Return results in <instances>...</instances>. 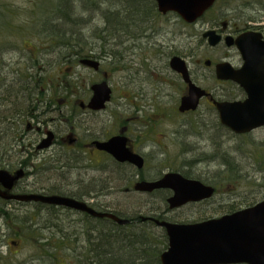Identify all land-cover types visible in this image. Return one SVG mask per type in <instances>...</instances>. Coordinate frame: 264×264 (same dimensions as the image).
<instances>
[{"label": "flooded vegetation", "instance_id": "1", "mask_svg": "<svg viewBox=\"0 0 264 264\" xmlns=\"http://www.w3.org/2000/svg\"><path fill=\"white\" fill-rule=\"evenodd\" d=\"M229 2L219 0L217 3ZM230 18L219 20L213 26L222 36V42L216 48H222V52L226 49L216 60L212 69L214 75L216 66L223 62L231 63L235 68L244 64L237 49L227 46V38L248 32H259L264 38V24H246L244 15L239 19ZM15 21L0 18L1 37L9 33L6 28L19 26ZM28 23H34L33 28L28 32L19 31L21 34L18 35L22 47L10 43L0 48V264H114L112 260H103L105 253L113 258L108 251L112 247L106 245L111 244L113 235L109 229L112 227L124 231L115 236L116 242L126 243L123 244L125 253L115 254L128 262L129 227L139 228L143 245L148 243V233L157 238L156 246L168 245L166 228L156 221L178 223L173 215L180 209L172 210L168 203L173 191L142 192L137 189L139 184L155 183L166 174H155L149 166L150 161L157 168L159 153L169 151L167 147L163 148L162 139H156L164 135L159 133V122L164 121L165 96L161 87L165 83L159 79L155 81L153 104L142 87L132 89L133 101L129 100V77L133 76L135 80L140 75H155L164 68L165 47L157 41L162 32L152 30L151 34H136L135 38L128 35L127 44L122 45L120 51L114 41L116 38L101 33L102 27L98 35L85 36L81 33L55 34L51 20L46 21L47 26L43 20ZM75 37L80 45L69 48L64 41ZM227 49L237 53L239 65ZM150 51L159 62L154 63L153 54L152 62L148 61ZM121 53L126 55V62L119 64V68L109 65L112 62L106 57ZM86 60L97 62L98 68L90 66ZM136 65L141 69L135 72ZM75 67L79 69L77 79L72 81L76 85L71 89L73 95H67L69 82L61 76L55 80L54 71L68 76ZM211 67L213 62L210 60L207 68ZM123 74L125 82H120L122 77L117 76ZM113 81L120 84V89L125 92L123 95H116L115 86H118ZM103 83L110 89V99L103 108L95 109L91 106L93 88ZM216 83L230 85L240 93L239 98L221 100L214 91L206 89L210 95L201 101L200 107L205 102L219 119L212 100L244 101L247 97L234 82L216 80ZM187 90L184 84L182 97ZM199 109L184 114L177 112L182 117H193ZM219 130L244 137L226 127ZM192 134H196L193 129L177 128L172 134L173 141L184 148L190 144ZM108 143L116 154L102 149ZM129 153L142 159V168L129 161ZM202 182L215 188V196L219 193V184ZM263 189L264 186L260 188ZM136 194L146 200L162 199L166 209L153 208L146 210L145 216L129 217V208L124 207V212V205L110 202L124 200L127 204L129 196ZM28 197L36 199L26 200ZM51 197L74 200L97 214L114 215L127 223L119 224L108 216L98 217L84 210L37 199ZM209 201L190 203L185 207ZM195 222L199 221L180 223ZM102 226H107L108 230L104 231Z\"/></svg>", "mask_w": 264, "mask_h": 264}, {"label": "rangeland", "instance_id": "2", "mask_svg": "<svg viewBox=\"0 0 264 264\" xmlns=\"http://www.w3.org/2000/svg\"><path fill=\"white\" fill-rule=\"evenodd\" d=\"M104 1L106 0H97V2H101L103 8L107 9L110 5ZM56 2L58 1L0 0V17L16 19L17 21H15V24L19 25L15 27V29L6 28L9 33L7 35L4 34L2 37L0 36V48L10 43L22 47L19 40L20 36H18L21 34L19 31L28 32L34 25V23H28V21L51 20L53 22L55 18L57 19L60 13L58 12L59 9L56 7ZM68 4L66 8H70L71 15H75L73 12L77 11L80 20L82 17L87 16L81 12L83 4H80L76 0H69ZM116 9L124 14L123 8ZM4 10L7 13L4 12ZM224 12L229 19L237 15H244L245 17L252 15L255 19L262 18L259 22L246 23L259 24L260 22H264V0H237L230 6H224L222 3H219L193 25L184 23L176 14H168L167 16L159 15L153 23V27H149L147 33H150L152 30L162 32L160 41L167 46L163 51V55L167 52V49L171 50V52H167L169 54L168 56L165 58L162 56L164 68L160 73H155V75H140L139 78L135 80H133V76L129 77V100L131 99L132 101L134 97L130 93L132 89L137 90L142 87L147 91L149 95L148 98L153 104L154 91L157 86L155 81L159 79L161 82L165 83L162 84L161 87V89L164 90L165 96L163 106L165 108L162 110L164 121L162 120L159 122V127H161L159 128V133H163L164 135H162L161 138L157 136L156 139H160V141L162 139L163 148L167 147L169 151H161L159 153L160 156L156 159L157 168H155V163L149 161V166L153 167L151 170H155V174L158 172L162 174L167 172H180L187 176V173H191V175L187 177L209 182L214 180L216 182L220 181L219 193L208 203L190 205L178 210L176 214L173 215L178 223L219 218L254 206L264 200V190H260V188L264 186V171L260 170L258 167L259 160L264 159V129H258L244 137H236L220 131L214 127L213 124V120L217 118L216 114L213 113L212 109L205 102L202 103L196 116L182 117L177 112L180 99L184 92V83L169 68V60L173 56L182 57L187 62L190 71L194 74L193 77L195 82L202 88L212 92L214 91V93L222 99L240 97V93L234 87L217 84L215 75L212 72L216 60L223 56V52L226 51V49L223 48L222 52V48L220 47L211 48L206 41L202 39V34L212 29V24L218 22L219 16ZM233 13L234 16H231ZM42 15H44V17H42ZM92 17L93 16L90 15V18ZM92 21H94V19H92ZM58 22H60V20L57 21V23ZM97 24L103 27L101 23ZM90 27L91 26L85 29L83 25L78 24L72 26L71 30H67L75 32L82 31L87 36H90L92 35V32L88 30ZM119 31L121 32L124 30ZM132 31L136 30L132 29ZM228 52L233 56L235 63L239 65L236 54L237 51L235 52L230 49ZM148 54H150L148 55V61L152 62L151 56L153 53L150 51ZM153 56L155 58L154 63L159 62L157 56L155 54H153ZM139 57V55L136 56V58L140 59ZM210 60L213 62V67L210 68L211 70L206 67V61ZM134 69L136 72L138 69H141V66L136 65ZM119 77H122L120 78V82H125V74L117 76V78ZM149 81H151V83H149ZM114 84H117L119 87L115 86L117 91L116 95H123L125 92L120 89V84ZM228 91L230 95H227L229 94L227 93ZM199 119L200 125H196L195 121ZM188 125L189 129H193L196 134L191 135L190 144L188 146L184 148L177 146L176 144L179 142L173 141V131L177 128L187 129ZM212 139H214V141ZM221 144L224 145L223 149L218 150ZM224 168L226 171L219 174V171ZM219 177H227L228 180L220 179ZM110 202L114 204L115 202H119L124 205L122 208L124 212V207L129 208V217H136L137 215L145 216V211L152 210L153 208L157 210L166 209L162 199H141L138 194L129 196L127 204L124 200H111ZM147 203H149V206H147ZM112 207L117 208L118 206L113 205ZM102 228L104 231L108 230L107 226H102ZM138 229L139 228H136V226L129 227V259L132 261L137 260L141 255L148 257L144 249L147 252L151 250L154 252L160 251L161 253L166 251L167 246L165 245L147 247L137 245L135 243L137 238L143 241L140 235L141 231ZM109 232L113 235L112 241L109 239L111 244H106L107 241H105L103 245L106 244L107 246H111L112 248H108V251L113 255L115 252L125 253L123 244L126 243H124V241H122V243L116 242L117 237L115 236L124 231L112 227L109 229Z\"/></svg>", "mask_w": 264, "mask_h": 264}, {"label": "water", "instance_id": "3", "mask_svg": "<svg viewBox=\"0 0 264 264\" xmlns=\"http://www.w3.org/2000/svg\"><path fill=\"white\" fill-rule=\"evenodd\" d=\"M217 0H156L158 10L162 14L174 12L188 23H196ZM209 45L217 46L221 37L215 31L203 35ZM228 39V38H227ZM238 48L244 60L241 69L235 70L229 63L217 66L216 75L219 80L237 83L247 94L244 102H221L217 107L220 122L236 134L250 133L264 126V41L262 35L247 33L237 39L228 41ZM94 68L98 63L85 61ZM170 68L180 74L188 84V95L181 99L179 111H195L200 100L208 96L207 92L196 86L190 78L186 62L180 57H173ZM94 97L91 106L103 108L110 99V89L106 83L93 88ZM49 142V141H48ZM103 150L116 154L111 144L102 146ZM129 161L142 168V159L129 153ZM5 174V173H2ZM142 192H152L158 189H171L174 196L169 200L170 208H180L190 202H200L209 199L214 189L199 181L188 180L180 174L170 173L155 183L143 182L137 186ZM36 199L28 197L26 200ZM50 204L84 210L94 216L115 220L126 224L114 215L97 214L84 204L74 200L51 197L37 198ZM165 227L169 238V249L162 254V264H264V201L231 215L212 219L199 224L180 225L168 222H158Z\"/></svg>", "mask_w": 264, "mask_h": 264}, {"label": "trees", "instance_id": "4", "mask_svg": "<svg viewBox=\"0 0 264 264\" xmlns=\"http://www.w3.org/2000/svg\"><path fill=\"white\" fill-rule=\"evenodd\" d=\"M53 1L54 2L58 1V2H56L57 6L56 5L55 6L57 7V9H59L58 12L60 13L58 18L57 19L55 18V20H53V22H52L53 27L55 28L54 29L55 34H65V33H71L70 35L79 34V33L84 34L82 31H78V32L68 31V30L72 29L71 28L72 26H76V25L80 24V25H83L85 29H87V27L91 26L88 30H90L92 32V34L98 35L100 25H98L97 23H101L103 26L101 29V33L105 32L104 35H110V36L116 38L114 41L118 43L117 47L119 48L120 51H122L120 49L121 46L127 44L126 40L128 38H126V37L128 35H129V37L135 38L136 34L141 35L142 33H147L149 27H153V23L155 22L157 17L159 15H161L157 11L156 2L154 0H112L109 3L110 7H108L107 9L103 8V5L101 4V2H97V0H76L80 4H83V9L81 10V12L83 14L87 15L86 17H82V19L80 20L78 15H77L78 14L77 11L73 12V14H75V15H71L70 8L69 7L66 8V6L69 5L68 4L69 0H53ZM233 2H235V1H233ZM233 2H229V3L223 4V5L224 6H230ZM84 6H85V9H84ZM249 7H251V6H249ZM116 8H123L124 14H122L123 12H121L120 10H117ZM4 12H6V11H4ZM90 15H92L93 17L90 18ZM231 16H234V13ZM42 17H44V15H42ZM227 17L228 16L225 12L221 13V16H219V20L226 19ZM240 17H242V15H237L234 18L239 19ZM247 17H251V18H247ZM247 17L243 20L244 23L255 22V21L259 22V20L262 19V18L255 19V17H253L252 15H249ZM83 18H84V20H83ZM92 19H94V21H92ZM97 19H98V21H97ZM59 20H60V22L57 23V21H59ZM39 21H41V20H39ZM47 22H49V21H47ZM260 23H264V22H260ZM47 24L48 23H46V21H45L44 26H47ZM95 25H96V28H95ZM105 27H107V28H105ZM132 29L133 30L135 29L136 31H132ZM119 30H124V31L120 32ZM84 35L87 36L86 34H84ZM76 37H78V36H76ZM75 38L65 40L64 42H67L70 45L69 48L70 47H78L80 45V42H79V39H77V38L75 39ZM157 41H160V38L157 39ZM163 46L165 48L167 47L164 45V43H163ZM166 51L171 52V50H168V49ZM167 52H165V54L163 55L164 58L169 55ZM148 55H150V54H148ZM62 56H65V55H62ZM70 57H72V56H70ZM103 57H105V56H103ZM106 58L110 59L112 62V63H109V65H112V67H117V68H119V64L125 63L126 62L125 59H127V57L124 53L114 54V55H111L110 57H106ZM74 59H77V56L74 57ZM77 71H78V69L75 67L74 71L69 73L68 76L66 75L67 73H65L64 76H62V74H60V72L54 71V79L55 80L61 76L69 82L70 85H68V88L66 89L67 95H73V92L71 89H73L76 84L72 81H73V79H77V77H78ZM195 123H196V125H200V119L198 121H195ZM213 124H214V127H216L217 129L224 128L220 125L218 118L213 120ZM187 128H189V125ZM212 140L214 141V139H212ZM222 149H223V145L221 144L218 150H222ZM208 157H211V156H208ZM258 167L260 168V170L264 171V159L259 160ZM225 171L226 170L224 168L221 171H219V174H222ZM187 174H188L187 176L191 175V173H187ZM219 178L220 179H226V177H219ZM226 180H228V178ZM212 182L216 183V185H218L220 183V181L216 182L215 180ZM148 236H149V239H148L147 245H143V241L141 242L140 239H138V238H137V241L135 243L141 247L156 246L155 244H156L157 238L153 235H150L149 233H148ZM144 251L148 254V257H146L145 255H141V257L137 260L132 261L131 259H129V262L127 260H125V258L123 256H120L118 254H114L113 258H112V255H109L108 253L103 254V260L104 259H105V261L112 260L114 264H128V263L129 264H161L160 263V256L163 252L162 253L160 251L154 252L153 250L147 252L145 249H144Z\"/></svg>", "mask_w": 264, "mask_h": 264}]
</instances>
